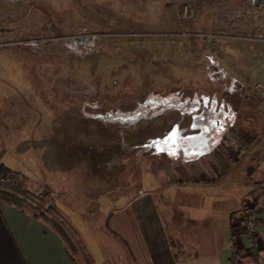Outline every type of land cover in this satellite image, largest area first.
Wrapping results in <instances>:
<instances>
[{
    "label": "rangeland",
    "instance_id": "1",
    "mask_svg": "<svg viewBox=\"0 0 264 264\" xmlns=\"http://www.w3.org/2000/svg\"><path fill=\"white\" fill-rule=\"evenodd\" d=\"M109 1L75 17L67 0H0V14L18 19L0 24L10 30L0 34V166L10 170L0 189L20 184L74 226L90 255L117 264L123 253L105 219L115 201L158 185L165 153L190 160L219 130L264 129V4ZM86 19L97 23L84 28V55L67 59L65 24ZM230 172L234 193L247 168Z\"/></svg>",
    "mask_w": 264,
    "mask_h": 264
},
{
    "label": "crops",
    "instance_id": "2",
    "mask_svg": "<svg viewBox=\"0 0 264 264\" xmlns=\"http://www.w3.org/2000/svg\"><path fill=\"white\" fill-rule=\"evenodd\" d=\"M261 129L262 132L237 131L234 127L228 132L219 130L217 142L203 145L190 160L165 153L169 162L165 168L159 165L162 175L158 185L141 191L122 206L115 201L105 219L106 231L123 253L117 264H264ZM241 139L248 140L249 148L244 151L238 148ZM239 159L247 174L233 193L229 184L236 177L230 171L241 162ZM244 197L253 200L256 211V236L252 242L237 226ZM75 233L84 260L75 257V245H66L48 223L35 219L27 210L1 203L0 264H104L100 256L90 255L88 245L78 231ZM234 247L240 254L236 263ZM113 262L107 259L105 264Z\"/></svg>",
    "mask_w": 264,
    "mask_h": 264
},
{
    "label": "flooded vegetation",
    "instance_id": "3",
    "mask_svg": "<svg viewBox=\"0 0 264 264\" xmlns=\"http://www.w3.org/2000/svg\"><path fill=\"white\" fill-rule=\"evenodd\" d=\"M5 1V0H4ZM7 1H10V2H14V0H7ZM22 0H18L17 2H14V3H19L21 2ZM73 2L74 3V8L73 10H75V17H77L79 15V17H84V15H86L87 13H89V11L91 10V12L95 11L96 10V5L94 3V0H67V2ZM134 0H110L108 3L111 7H117V8H125V7H130V9L134 6V3H133ZM176 1V0H175ZM27 2V0H26ZM27 5H29V2H27ZM31 6H33V9H36L37 11L40 12V14L42 13V15H46L48 17L50 16H53V11H50V9L48 7H45L43 6V9H41V6L38 5L37 2L35 1H32L31 3ZM69 6H70V3H69ZM68 7V5H67ZM69 11H70V8H68ZM14 14L17 13L18 14V11L14 10L13 11ZM71 12V11H70ZM69 13V12H68ZM13 14V13H12ZM12 14H7L5 16H2L0 14V24H2V22H6V20H8L7 22H18V19L14 18L12 16ZM75 23H73V21H70L68 23L65 24V30L64 32L66 33L63 37L62 40L59 41V46L63 48V54L66 56L67 59H70V55L71 54H78V55H84L82 52L83 49H82V46L80 45V41L83 40L86 35V32L84 31V28L86 27V25L88 24H92V25H95V23H97V21L95 20H92V19H89V21L86 19L85 21V26L84 27H80L82 25V22L77 20L74 21ZM6 33V32H10V30H8V28L6 27L5 29L0 25V34L1 33ZM59 30L57 32H55L54 30L52 31V34H58ZM91 36H94L95 35H92V34H89ZM34 37H36L38 40L40 39L42 44L45 43V40L39 38L36 34L33 35ZM36 39V40H37ZM33 44H36V43H33ZM220 72V76L222 77V79H225V75L221 72V70L218 68V70ZM214 115V114H213Z\"/></svg>",
    "mask_w": 264,
    "mask_h": 264
},
{
    "label": "trees",
    "instance_id": "4",
    "mask_svg": "<svg viewBox=\"0 0 264 264\" xmlns=\"http://www.w3.org/2000/svg\"><path fill=\"white\" fill-rule=\"evenodd\" d=\"M8 174H10V170L5 166H0V176L5 177ZM1 203H6L10 206L14 205L25 211H29L35 219H41L48 223L49 226L62 237V240L66 245L74 247V244L70 239V234L76 238L77 235L71 223L64 220L54 209L47 207V211L43 210L41 207L43 205V201L27 189L22 188L20 184L12 182V184H8L6 189H0V205ZM47 213L53 214V216L58 218L59 221L54 220L53 217L49 218Z\"/></svg>",
    "mask_w": 264,
    "mask_h": 264
},
{
    "label": "built area",
    "instance_id": "5",
    "mask_svg": "<svg viewBox=\"0 0 264 264\" xmlns=\"http://www.w3.org/2000/svg\"><path fill=\"white\" fill-rule=\"evenodd\" d=\"M257 88L261 91L260 89V85L258 84ZM263 94V92L261 93ZM240 148L246 150L248 147V140L245 139H241L240 143H239ZM232 164H235L234 161H232ZM7 177H2L0 178V181H3L4 179H6ZM260 191L262 193H264V187L260 188ZM261 213H262V232L264 235V205L261 207ZM239 217H238V221H237V226L241 227V229H243L244 231H246L250 242H252L253 238H255L256 236V224L254 222V213L255 211V207H254V203L253 200L250 197H244L243 200L241 201L240 204V211H239ZM235 238V237H234ZM254 248L256 247V245L254 243H252ZM233 256H234V261L235 263L238 261V253H237V247L233 248Z\"/></svg>",
    "mask_w": 264,
    "mask_h": 264
},
{
    "label": "water",
    "instance_id": "6",
    "mask_svg": "<svg viewBox=\"0 0 264 264\" xmlns=\"http://www.w3.org/2000/svg\"><path fill=\"white\" fill-rule=\"evenodd\" d=\"M18 0H14V2H17ZM251 4L254 7H261V5L264 4V0H251Z\"/></svg>",
    "mask_w": 264,
    "mask_h": 264
}]
</instances>
